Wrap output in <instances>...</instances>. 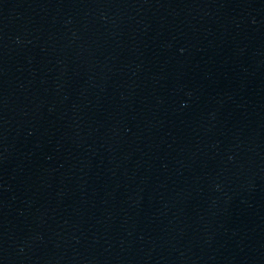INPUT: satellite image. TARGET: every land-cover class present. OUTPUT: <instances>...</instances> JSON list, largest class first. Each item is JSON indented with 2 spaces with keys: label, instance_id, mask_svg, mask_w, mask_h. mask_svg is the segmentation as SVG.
<instances>
[{
  "label": "water",
  "instance_id": "obj_1",
  "mask_svg": "<svg viewBox=\"0 0 264 264\" xmlns=\"http://www.w3.org/2000/svg\"><path fill=\"white\" fill-rule=\"evenodd\" d=\"M26 264H264V0H191Z\"/></svg>",
  "mask_w": 264,
  "mask_h": 264
}]
</instances>
